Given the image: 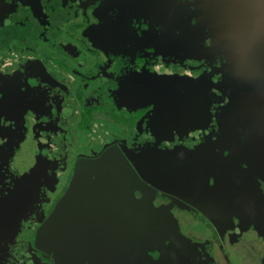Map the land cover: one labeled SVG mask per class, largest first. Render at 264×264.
<instances>
[{"label": "flooded vegetation", "instance_id": "obj_1", "mask_svg": "<svg viewBox=\"0 0 264 264\" xmlns=\"http://www.w3.org/2000/svg\"><path fill=\"white\" fill-rule=\"evenodd\" d=\"M92 1L99 0H41V3L36 4L43 9L41 12L35 9V5V12L29 11L24 3L15 5L11 13L7 8L1 10L0 104H9L14 97L17 98V76L27 75V78L35 84L38 82L41 85L39 88L44 90L41 81L45 78H41V70L52 74L58 70L69 74L75 84L79 79L76 94L77 91L80 92L76 104L80 102V106L75 109L79 122L75 123L76 126L82 122L81 113L84 111L90 114L104 111V102L111 107L107 110L112 109V101H115L112 90L116 85L112 77L122 72V65L119 64L121 59L112 58L105 51L97 49L85 35L87 25L93 20L91 12L94 5L90 6ZM191 1L138 0L139 35L147 31L154 34L170 32L179 36L187 31L194 34L196 20L191 13L194 10ZM8 2L11 3V0ZM205 46L213 47L206 40L197 48L192 43L190 47L178 45L175 49L156 46V49L165 50L164 53L167 54L163 55L156 50V53L150 54V61L139 59L137 62L136 59L137 68H131L150 71L161 60L173 65L170 67L171 72L180 71L185 76L204 74L199 80L204 81V87L210 85L203 103V112L215 119L209 125L210 133L206 138L201 139L199 136L192 140L189 137L182 141L188 150H193L194 146L204 142L209 143L207 147L214 145L213 151L206 147L199 153L194 152L184 157V160L192 157L201 162L199 166L189 169L192 174L184 171L187 181L195 186L203 181L212 159L224 158L229 154V149L234 147L233 142L229 141L231 138L237 139L241 134L247 136L244 128L250 130L256 147L264 146V124L255 123L253 126L244 120L234 124L238 116L236 102L264 97V85L248 93L226 97L218 79L219 75H225L221 56L217 50L210 57L205 56ZM226 106L232 108L230 114L233 118L224 131L225 136L214 140V136L222 132L216 118L221 119ZM147 109L136 105L135 112L129 117L121 118L113 112V115H109L119 123L121 119L125 124L128 123L127 132H122L128 137L134 134L136 125L143 133L148 129ZM5 111L6 109L2 115ZM259 111L264 112V107ZM17 112L23 116L28 127L6 164L0 166V212L7 207L8 201L5 199L8 195L17 193L15 184L19 178H24L22 182L32 189L33 196L25 193L26 206L20 209L21 204H13L9 212L10 220L0 222L9 233L6 239L0 238V264H258L259 255L256 251H259V244L254 241L256 236L252 229L245 237L236 238L229 217L220 222V227L202 209L157 187L141 176L115 143L88 156L80 154L73 160H66L65 166L60 172L56 171L50 183L40 177L29 185L28 179L22 175L30 169V156L37 141V137L33 135L35 133L29 135L30 128L33 132H39L40 127L38 121H35L32 108L26 106ZM46 112L50 113L46 119L50 132L59 123L60 127L63 126L62 123L69 125L70 130L74 126L60 117L55 108L50 107ZM211 134L213 137L209 139ZM110 149L122 157L118 160L122 164V174H118L116 180L95 173L84 178V175H78L76 178L74 171L77 161L97 159ZM60 175L63 176L61 180ZM99 178H102L101 182H98ZM252 179L255 190L264 196V180L258 175H252ZM76 180L79 182L75 187L77 189H74L75 193L66 197L67 189ZM239 184L241 183L230 173L216 178L218 193L223 199L239 193ZM13 202L15 203L14 200ZM56 206L62 208L52 228L56 245L53 252L50 245L52 239L47 238L43 224ZM261 244L264 246V237Z\"/></svg>", "mask_w": 264, "mask_h": 264}, {"label": "rangeland", "instance_id": "obj_2", "mask_svg": "<svg viewBox=\"0 0 264 264\" xmlns=\"http://www.w3.org/2000/svg\"><path fill=\"white\" fill-rule=\"evenodd\" d=\"M137 1L99 0L90 3V6L94 5L91 12L93 20L87 25L85 35L97 49L105 51L112 58L121 59L119 64L122 65V72L112 77L116 82L115 89L112 90L115 100L112 101V109L107 110L111 107L104 102V111H94L92 114L84 111L81 113L82 122L76 126L75 123L79 122L75 114V109L80 106V102L76 104L80 92L79 90L76 94L79 79L75 84L65 72L57 70L52 74L41 70V78H45L41 81L45 87L43 90L39 88L41 85L38 82L35 84L26 77L27 75L17 76V98L14 97L13 102L9 104H0V166L6 164L13 148L18 146L24 137L27 122L17 110L21 111L27 106L33 109L35 121H38L40 127L39 132H33L30 128L29 135L35 133L33 135L37 137V141L31 152L30 169L22 175L28 179L29 185L40 177L50 183L56 171L60 172L65 166L66 160H73L80 154L88 156L110 143H115L141 176L157 187L202 209L220 227V222L229 217L236 238L245 237L252 229L256 236L254 241L259 244V251H256L259 255L258 264H264V246L261 244L264 237V196L255 190V182L252 179V175H258L264 180V146L256 147L250 130L244 128L247 136L241 134L237 139L231 138L229 141L233 142L234 147L229 149V154L224 158L212 159L203 181L199 185H191L183 169L184 157L194 152L199 153L209 143L197 144L193 150H188L182 141L189 137L192 140L199 136L201 139L206 138L210 133L209 125L215 119L203 112L205 92L210 85L204 87V81L199 80L204 74L198 73L194 77L180 74V71L171 72L170 67L173 65L161 60L150 71L131 69L136 67L139 59L150 61V54L156 53V50L163 55L167 54L164 53L165 50L156 49V46L175 49L178 45L190 47L192 43L197 48L206 40L213 47L205 46L204 55L210 57L211 53L217 50L221 56L225 75L218 77L216 73V76L224 95L231 98L233 95L248 93L264 85V28L246 35L237 34L233 30H223L211 16L213 8L207 0H192L190 3L194 10L191 13L196 20L194 34L187 31L179 36L170 32L154 34L147 31L139 35ZM18 3L26 4L27 9L32 12H35L34 5L36 10L43 11L40 5H36L41 3V0H11V3L8 0H0V12L7 8L11 13ZM193 28L192 26L191 29ZM150 48L153 49L149 51ZM68 49L71 50V47ZM136 105L148 108V129L143 133L136 125L134 134L127 137L122 132H127L128 123L122 122L123 119L119 123L109 114L113 112L121 118L129 117L135 112ZM50 107L55 108L60 117L74 125L71 130L70 126H65L64 123L62 127L58 126L59 123L53 132L48 130L46 119L50 113L46 110ZM4 109L6 111L2 115ZM230 109L232 108L226 106L221 119L216 118L222 132H218L214 140L225 136L224 131L233 118ZM212 137L213 134L208 138ZM29 139L31 141V137ZM207 149L213 151L214 145ZM222 165H226L228 171ZM229 173L241 183L239 193L223 199L218 193L216 178ZM62 177L60 175V180ZM23 179L16 181L17 193L8 195L5 199L8 201L7 207L0 212V222L10 218L9 212L13 204H21L20 209L26 206L25 193H31L33 196L32 189L22 182ZM8 235L7 230L0 224V238L6 239Z\"/></svg>", "mask_w": 264, "mask_h": 264}, {"label": "water", "instance_id": "obj_3", "mask_svg": "<svg viewBox=\"0 0 264 264\" xmlns=\"http://www.w3.org/2000/svg\"><path fill=\"white\" fill-rule=\"evenodd\" d=\"M213 8L211 16L215 20L218 27L223 30H233L237 34L246 35L251 34L256 29L264 28V0H207ZM236 109L238 110V116L236 118V124L238 121L244 120L246 123L251 125L264 124V112L259 111L260 108L264 107V97L258 96L254 99H242L236 102ZM260 106V107H259ZM251 109V110H250ZM253 125V126H254ZM234 126V125H233ZM229 133V132H228ZM122 158L119 154L117 155L112 149L104 152L99 158L94 160H79L75 164L76 178L78 175L89 176L92 173L98 175H104V177H111L112 180H116L118 174H122V164L118 161ZM121 160V159H120ZM198 159L189 157L184 160V171L187 174H192L190 168L200 165ZM119 165V167L117 166ZM81 178V179H82ZM80 180V178H79ZM102 178H99L98 182H101ZM69 187L66 191L65 196L69 197L74 191L76 184ZM75 189V190H74ZM95 189H100L95 187ZM122 192V191H121ZM62 206L55 207L51 212L48 219L44 222L43 228L47 234V238H51L52 241L51 251L55 252L56 245L53 241L54 229L56 219L59 215ZM42 228V229H43ZM42 231V230H41ZM43 234V232H41ZM38 235V233H37ZM38 236L36 237L37 240ZM38 243V241H36Z\"/></svg>", "mask_w": 264, "mask_h": 264}]
</instances>
